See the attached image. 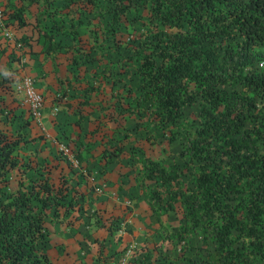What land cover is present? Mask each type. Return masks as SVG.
<instances>
[{"label": "trees", "instance_id": "obj_1", "mask_svg": "<svg viewBox=\"0 0 264 264\" xmlns=\"http://www.w3.org/2000/svg\"><path fill=\"white\" fill-rule=\"evenodd\" d=\"M59 1L0 0V6H10L7 17L16 20L12 30L20 33L25 11L39 7L29 26V48L11 55L17 65L0 66V264H55L46 251L51 219L72 225L87 214L108 234L124 219L114 206L86 211L95 201L87 193L94 189L70 182L72 165L61 152L53 158L18 153L35 138L31 127L37 140L46 139L17 97L25 73L34 76L45 100L53 92L50 105L65 108L75 126L72 137L65 128L57 135L66 138L81 166L77 182L88 187L90 175L106 180L110 165L124 159L136 171L142 200L159 229L145 238L141 248L148 251L135 253L134 264H260L264 0ZM64 8L68 23L59 16L47 28L38 25L44 11ZM131 9L148 13L126 18ZM83 22L93 41L112 42L115 54L107 62L92 53L93 43L79 52L54 37L79 40L76 25ZM37 41L46 45L40 58L32 47ZM92 62L100 67L92 73L97 79L84 80L83 64ZM174 144L180 145L178 157ZM17 171L23 176L14 183ZM166 216H172L168 223ZM192 235L199 246L191 255ZM99 250L96 264H106Z\"/></svg>", "mask_w": 264, "mask_h": 264}, {"label": "rangeland", "instance_id": "obj_2", "mask_svg": "<svg viewBox=\"0 0 264 264\" xmlns=\"http://www.w3.org/2000/svg\"><path fill=\"white\" fill-rule=\"evenodd\" d=\"M3 3L4 2H2V4ZM58 3L61 4L62 0ZM9 7L10 6H0V66L5 63L11 64L12 66L17 65L15 60H10L11 55L16 56L18 53H22V50L29 48L26 42L28 43V40H31L33 37V28H29V26L35 22L34 15L39 8L35 5L31 9L25 11L24 17L27 24L24 28H22V34L19 29H16L15 31L12 30L16 25V20H12L7 17V12L5 10ZM104 7V5L99 6L98 11H101ZM44 12L45 13H42L41 16H44V14H47V16L44 17L42 22L38 23V25H46L45 27L47 28V26L51 23L50 18H59V16L62 18L64 17L63 21L68 23V15L65 13V8L56 14H53V11H51V13H48L47 11ZM147 13L148 12L145 9H131L125 16L129 19H139L140 17L138 16H140V14L143 17H146ZM32 27L35 26L33 25ZM76 28H78V33H81V38L79 40H74L71 35L65 36L63 33H55L54 37L66 40L65 42H70V46L73 50H76L77 48L79 52H83L82 50L86 51L89 44L93 43L95 48L90 50H92L93 54L95 53L96 57H101L100 61H102V63L107 62L109 54H115L112 52V42H105L104 40L101 42L93 41L94 34L91 30L87 29L88 27L85 22L81 25H76ZM5 31H8L10 35H7ZM34 32L37 34V30ZM20 34H22L21 37H23L24 40H18ZM32 47L38 50L35 52L37 58H40L45 54L43 52V48L46 47L45 43L42 45L40 41H37L32 44ZM68 51L71 52L70 50H65L64 52L66 53ZM86 66H88V71L87 75H84L83 79H97L93 78L94 74L92 73L95 70L97 71L98 68L100 69V67H97L94 62L91 64L84 63L83 67ZM121 90L124 91L123 89ZM17 95V97L23 102V97L20 92L17 91ZM51 96H53V92L47 91L45 96V109L43 110L41 117L42 123L46 126V129L50 132L51 136H46L43 133L46 139L37 140V128L31 127L30 136L31 138H35L33 141L29 140L27 144L19 148L17 150L19 154H25L26 156H29L30 154H38V156L50 154L53 158V155L59 154V150L57 149L53 138L66 142V138H61L62 140L59 139L57 135L59 130L61 128H65L71 137L76 132L75 126L73 128L67 118V114L64 111L65 108L54 109L55 107L50 105L49 98ZM71 99L75 100V98ZM0 124L2 125L1 120ZM110 125L112 124L110 123ZM42 131L43 130L41 129V132ZM179 149L180 145L178 144H174L171 147L172 153L175 154L174 156L178 157ZM70 152L73 154L71 150ZM67 160L71 163L72 167H74H69L68 170L69 176L72 177L70 182L79 189L85 188L86 191H89L90 188L94 189L92 193H87V200L93 198L95 201L89 203L86 211L89 212L95 206H100L102 208L107 206L108 209L111 208V206H114L115 210L118 209L124 214V219L121 220L118 229H116L112 234H108L104 231V229L99 228L94 222V219L87 214L77 219L72 225H68L58 219H51L48 222L49 236L46 244V251L49 258L55 264H96L97 257L100 252L99 248H102V256H100V259L105 258L106 264H134V254L137 253L141 256L148 251L147 248L142 249L141 246L145 244V238L147 236L153 237V230L158 228V224L154 220V217L150 215V209L142 200L138 180L134 175L136 171L131 170L124 159L121 162V165H110L109 169L105 173L107 177L106 180H99L96 178L93 179V176H88L87 187L84 183L77 182V178L79 177L75 172L81 169L78 160L77 164H72L69 159ZM92 167L93 174H98V172H96L97 165H92ZM22 176L23 174H21V171L15 172L12 175L13 182H17ZM135 200H138V206H133V202ZM69 216L70 215H68V217ZM171 218L172 216H166L163 220L165 223H168ZM98 239H102V245L99 243L100 241H97ZM197 240L198 236H191V245L193 246V248L189 250V254L191 255L199 246ZM148 244L151 246V242ZM260 264H264V258L260 261Z\"/></svg>", "mask_w": 264, "mask_h": 264}, {"label": "built area", "instance_id": "obj_3", "mask_svg": "<svg viewBox=\"0 0 264 264\" xmlns=\"http://www.w3.org/2000/svg\"><path fill=\"white\" fill-rule=\"evenodd\" d=\"M5 33L7 35H10L8 31H5ZM16 88L19 90L21 96L23 97V102L28 104L31 116L41 126V129L43 130L42 133H44L46 136H51L50 132L47 131L46 126L41 121L42 113L45 109V99L43 93L38 88L34 76L30 73H25L18 81ZM54 109L57 108L55 107ZM53 139L59 152H61L67 159H69L72 164H77V159L70 152L67 143L55 138Z\"/></svg>", "mask_w": 264, "mask_h": 264}]
</instances>
